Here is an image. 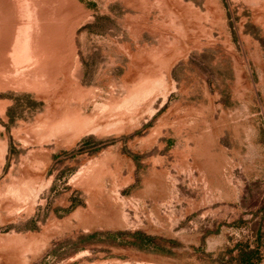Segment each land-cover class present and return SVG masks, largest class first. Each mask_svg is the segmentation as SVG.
I'll use <instances>...</instances> for the list:
<instances>
[{
  "label": "rangeland",
  "instance_id": "rangeland-1",
  "mask_svg": "<svg viewBox=\"0 0 264 264\" xmlns=\"http://www.w3.org/2000/svg\"><path fill=\"white\" fill-rule=\"evenodd\" d=\"M244 250L264 264V0H0V264Z\"/></svg>",
  "mask_w": 264,
  "mask_h": 264
},
{
  "label": "crops",
  "instance_id": "crops-1",
  "mask_svg": "<svg viewBox=\"0 0 264 264\" xmlns=\"http://www.w3.org/2000/svg\"><path fill=\"white\" fill-rule=\"evenodd\" d=\"M256 257H257L256 252L254 251L248 252L247 250H244L243 252H241V255L239 256V259L237 261H238V264H259L256 260ZM7 260H9V257H7ZM5 264H8V263H5Z\"/></svg>",
  "mask_w": 264,
  "mask_h": 264
}]
</instances>
